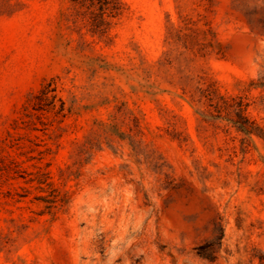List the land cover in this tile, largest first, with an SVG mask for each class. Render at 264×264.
Returning <instances> with one entry per match:
<instances>
[{
    "label": "rangeland",
    "instance_id": "374dc122",
    "mask_svg": "<svg viewBox=\"0 0 264 264\" xmlns=\"http://www.w3.org/2000/svg\"><path fill=\"white\" fill-rule=\"evenodd\" d=\"M0 0V264H264V0Z\"/></svg>",
    "mask_w": 264,
    "mask_h": 264
},
{
    "label": "trees",
    "instance_id": "16d2710c",
    "mask_svg": "<svg viewBox=\"0 0 264 264\" xmlns=\"http://www.w3.org/2000/svg\"><path fill=\"white\" fill-rule=\"evenodd\" d=\"M107 4L106 8L108 10V14L110 16H114L117 14V3L116 0H104Z\"/></svg>",
    "mask_w": 264,
    "mask_h": 264
}]
</instances>
